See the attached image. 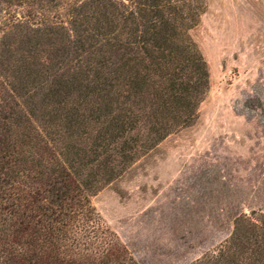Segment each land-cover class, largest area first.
I'll return each mask as SVG.
<instances>
[{
	"label": "trees",
	"instance_id": "obj_1",
	"mask_svg": "<svg viewBox=\"0 0 264 264\" xmlns=\"http://www.w3.org/2000/svg\"><path fill=\"white\" fill-rule=\"evenodd\" d=\"M206 5L5 0L0 264H139L91 197L196 121L210 70L190 30ZM255 213L191 264H264V213Z\"/></svg>",
	"mask_w": 264,
	"mask_h": 264
},
{
	"label": "rangeland",
	"instance_id": "obj_2",
	"mask_svg": "<svg viewBox=\"0 0 264 264\" xmlns=\"http://www.w3.org/2000/svg\"><path fill=\"white\" fill-rule=\"evenodd\" d=\"M190 34L210 70L196 121L91 197L139 264H191L264 213V0H207Z\"/></svg>",
	"mask_w": 264,
	"mask_h": 264
}]
</instances>
